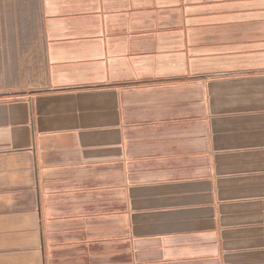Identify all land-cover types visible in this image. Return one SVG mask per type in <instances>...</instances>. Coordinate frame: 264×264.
I'll list each match as a JSON object with an SVG mask.
<instances>
[{"label":"crops","instance_id":"0c3cea01","mask_svg":"<svg viewBox=\"0 0 264 264\" xmlns=\"http://www.w3.org/2000/svg\"><path fill=\"white\" fill-rule=\"evenodd\" d=\"M35 2L0 33V264H264V0Z\"/></svg>","mask_w":264,"mask_h":264},{"label":"rangeland","instance_id":"374dc122","mask_svg":"<svg viewBox=\"0 0 264 264\" xmlns=\"http://www.w3.org/2000/svg\"><path fill=\"white\" fill-rule=\"evenodd\" d=\"M0 10L4 11V24L0 26V33L6 34L9 31L7 22L11 24L12 20H25V15L31 14L36 10V2L35 0H0ZM13 14L19 17H14L13 19ZM7 15H9V17H7Z\"/></svg>","mask_w":264,"mask_h":264},{"label":"trees","instance_id":"16d2710c","mask_svg":"<svg viewBox=\"0 0 264 264\" xmlns=\"http://www.w3.org/2000/svg\"><path fill=\"white\" fill-rule=\"evenodd\" d=\"M19 93H16V95H18ZM13 94H11V93H7V94H5V96H9V97H11ZM2 96H4V94L2 95V94H0V97H2Z\"/></svg>","mask_w":264,"mask_h":264}]
</instances>
